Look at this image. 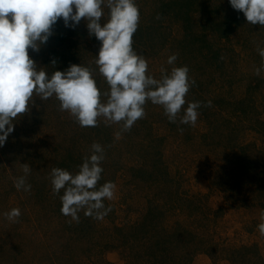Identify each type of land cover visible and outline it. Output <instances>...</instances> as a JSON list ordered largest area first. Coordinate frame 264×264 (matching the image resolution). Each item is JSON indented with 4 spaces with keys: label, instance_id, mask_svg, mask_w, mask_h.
<instances>
[{
    "label": "rangeland",
    "instance_id": "1",
    "mask_svg": "<svg viewBox=\"0 0 264 264\" xmlns=\"http://www.w3.org/2000/svg\"><path fill=\"white\" fill-rule=\"evenodd\" d=\"M135 3L140 19L133 51L147 61L146 75L157 80L162 69L188 67L195 83L185 104L175 122L149 100L145 116L130 130L123 121L106 124L102 116L96 127H81L55 95L43 101L34 93L28 112L14 118V130L0 146V264H152L155 257L142 259L141 245L124 241L128 231L122 228L152 206L164 211L161 227L175 220L192 237L201 236L176 243L181 249L173 246L159 264H262L255 252L240 256L238 250L257 245L264 259L258 228L264 222V58L257 51L264 48V26L250 24L230 0ZM102 9L103 24L107 0ZM100 47L85 19L71 27L59 18L47 42L28 53L49 76L72 64L88 67L106 103L110 86L95 63ZM173 54L177 60L169 65ZM196 101L201 107L195 125L181 124ZM93 143L104 149L97 189L109 181L116 186L113 198L103 201L111 211L100 220L81 209L76 222L61 213L64 189L54 193L51 170L75 175ZM24 163L31 167L28 174ZM21 176L30 191L15 187ZM12 208L21 211L16 222L4 215ZM169 232L173 227L162 238Z\"/></svg>",
    "mask_w": 264,
    "mask_h": 264
},
{
    "label": "clouds",
    "instance_id": "2",
    "mask_svg": "<svg viewBox=\"0 0 264 264\" xmlns=\"http://www.w3.org/2000/svg\"><path fill=\"white\" fill-rule=\"evenodd\" d=\"M105 0H0V146L14 130L13 120L28 112L34 93L41 100L54 96L60 101L62 111H69L81 127H96L98 117L105 123L123 121V129L130 130L133 124L145 116L146 101L162 105L170 122H175L185 96L195 81L188 76L187 66L173 67L170 73L162 69V79L146 75L148 63L132 48V37L140 19L135 0H107L109 19L101 23ZM231 6L242 11L246 20L264 26V0H230ZM75 9V10H74ZM63 18L65 26L75 27L85 19L89 35L101 41L95 63L110 86L107 102H101V93L88 67L72 64L65 71L55 70L51 76L40 69L30 58L28 49L39 51L40 46L52 35V26ZM71 21V24H70ZM264 58V48L257 49ZM175 54L167 63L174 64ZM52 61V65H55ZM257 69V75H259ZM211 102H208L210 106ZM201 102H190L181 124L195 125ZM7 125V127H6ZM92 154L85 157L79 171L73 175L62 168L51 170L54 193L64 189L60 197L61 213L79 222L78 212L85 209L86 216L102 220L111 208H105L104 199L114 196L115 184L106 182L97 189L103 171L100 166L104 149L93 143ZM23 172L30 173L29 164H22ZM15 187L30 191L26 177L15 180ZM16 222L19 208L4 213ZM264 221V213L261 215ZM264 235V222L258 225Z\"/></svg>",
    "mask_w": 264,
    "mask_h": 264
},
{
    "label": "trees",
    "instance_id": "3",
    "mask_svg": "<svg viewBox=\"0 0 264 264\" xmlns=\"http://www.w3.org/2000/svg\"><path fill=\"white\" fill-rule=\"evenodd\" d=\"M100 179L97 183L100 184ZM190 199V197H189ZM164 219V211L162 212L157 206L151 207L147 210L141 220L133 221L122 228H126L128 231L126 236H124V241H131L136 242L137 245H141L142 248V255L141 258L150 257L151 255L155 257V261L152 264H159V258L163 261L168 259L171 255L170 250L173 249V246H176V243L179 246H183L186 243L193 241L195 242L196 239H199L201 236L194 234L192 237V231L188 228L182 227V222L175 221L172 222L171 226L161 227V222ZM175 222H178L175 224ZM174 224V225H173ZM174 229V233L172 232L166 233L167 237L162 238V235L166 232L167 229ZM121 229V228H120ZM170 239V240H169ZM189 239V240H188ZM178 249L179 248L178 246ZM241 254L240 256H245L244 252H255V256L262 264H264V259L262 256L258 254V246L251 245V246H242L238 250ZM242 251V252H241ZM146 255V256H145ZM167 257V258H166ZM239 256L233 257L234 261L238 259ZM249 257V256H248ZM250 261V260H248ZM146 263V261H145ZM143 263V264H145ZM149 263H151L149 261Z\"/></svg>",
    "mask_w": 264,
    "mask_h": 264
}]
</instances>
